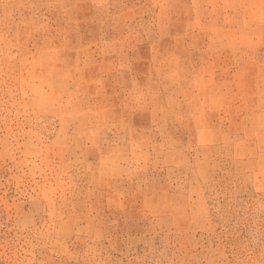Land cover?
<instances>
[{
	"label": "rangeland",
	"instance_id": "1",
	"mask_svg": "<svg viewBox=\"0 0 264 264\" xmlns=\"http://www.w3.org/2000/svg\"><path fill=\"white\" fill-rule=\"evenodd\" d=\"M0 264H264V0H0Z\"/></svg>",
	"mask_w": 264,
	"mask_h": 264
}]
</instances>
